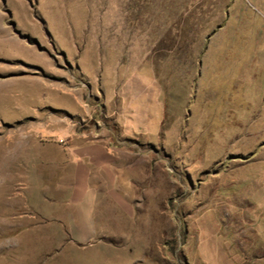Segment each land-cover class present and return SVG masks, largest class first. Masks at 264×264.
Returning <instances> with one entry per match:
<instances>
[{
	"label": "rangeland",
	"instance_id": "rangeland-1",
	"mask_svg": "<svg viewBox=\"0 0 264 264\" xmlns=\"http://www.w3.org/2000/svg\"><path fill=\"white\" fill-rule=\"evenodd\" d=\"M52 69L85 73L92 117L78 129L119 154L134 217L107 239L110 256L36 227L46 196L63 198L61 174L29 164L63 144L36 142L65 99ZM255 179L264 182V0H0V264H226L223 239L237 236L248 208L239 196ZM255 256L264 264V251Z\"/></svg>",
	"mask_w": 264,
	"mask_h": 264
},
{
	"label": "crops",
	"instance_id": "crops-1",
	"mask_svg": "<svg viewBox=\"0 0 264 264\" xmlns=\"http://www.w3.org/2000/svg\"><path fill=\"white\" fill-rule=\"evenodd\" d=\"M52 72L57 77L52 79L51 84L55 89H59L65 99L54 107L56 109L49 108L45 114L47 124L39 133L37 132L36 142L39 143L37 135H40L63 144H56L52 152L51 148L42 145L46 153L39 158L36 156L35 161L31 159L29 164L36 167V172L39 171L37 170L39 166L46 172L61 174L55 186L57 190L63 192V198L46 196L45 206L38 210L46 221L36 227L45 229L51 237L63 238L68 246L81 249L96 248L97 251L110 256L112 244L107 239L128 228L126 222L131 217L129 218V213L125 210L129 209L127 205L133 202L127 200L121 189L119 154L107 140L91 139L87 133L78 129L80 121L92 117L91 107L85 100L86 83L82 79L85 73L81 70L82 78L79 79L69 73L68 69L64 71L52 69ZM72 103L75 106H71ZM53 110L64 112L68 118L50 114L54 112ZM118 121L124 127L122 120L118 118ZM22 162V158L19 157L20 168ZM47 187L54 188V185L52 183ZM37 195L38 198L41 197V193L38 192ZM239 199L240 202L247 201L248 208L240 211L241 222L237 228L235 227L237 236L235 228L232 230L230 226L227 228L235 234L231 235L230 243L223 239V247L226 249L223 251L224 260L226 264H255L260 260V257L255 255L264 251V182L253 180L250 189L246 193H241ZM51 224L54 225L46 227ZM119 224L122 227H118ZM250 236L253 237V242ZM234 237H238L236 241L238 255L232 258L234 250L225 246L230 245L232 248V241L235 243ZM131 243L133 247L129 248V253L138 252L144 257L143 249L138 251L137 244ZM186 244L187 241L185 247ZM184 250L187 255L185 248ZM250 258L251 262H247ZM189 264H192L190 260Z\"/></svg>",
	"mask_w": 264,
	"mask_h": 264
}]
</instances>
